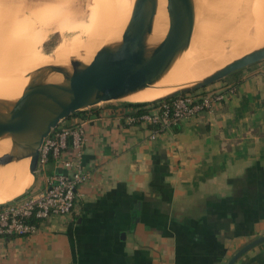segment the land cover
Instances as JSON below:
<instances>
[{"label":"crops","instance_id":"1","mask_svg":"<svg viewBox=\"0 0 264 264\" xmlns=\"http://www.w3.org/2000/svg\"><path fill=\"white\" fill-rule=\"evenodd\" d=\"M224 85L235 94L153 139L124 106L63 121L84 124L88 180L68 216L0 238V264H226L264 236V61L204 91ZM60 172L49 162L38 191ZM234 264H264V243Z\"/></svg>","mask_w":264,"mask_h":264},{"label":"water","instance_id":"2","mask_svg":"<svg viewBox=\"0 0 264 264\" xmlns=\"http://www.w3.org/2000/svg\"><path fill=\"white\" fill-rule=\"evenodd\" d=\"M155 9L156 0H137L119 45L100 48L89 64L71 62V73L58 66L37 70L16 102L0 100V137L9 136L12 142L23 143L31 156L29 172L33 176L38 173V156L44 139L61 122L154 84L174 58L188 47L194 28V0H167V33L155 48L146 51L145 38L151 32ZM262 61L264 45L192 85L152 102L195 93ZM46 74H58L63 79L55 83L40 81ZM7 160L0 163L4 164ZM262 243L264 236L252 240L226 264H234Z\"/></svg>","mask_w":264,"mask_h":264},{"label":"rangeland","instance_id":"3","mask_svg":"<svg viewBox=\"0 0 264 264\" xmlns=\"http://www.w3.org/2000/svg\"><path fill=\"white\" fill-rule=\"evenodd\" d=\"M50 1L51 0H0V23L5 24L4 17H8L6 19L9 22L27 19L28 28L26 31H24L27 35L26 42L30 43L35 48V55L30 56L31 60H29L26 65L19 63L20 55L18 50L21 49V47H15L20 46L21 42L15 40L14 43L17 45L11 46V49H16V52H14L10 57L3 54V48H0V63H7L0 67V93L15 95L22 94L30 79L34 78L37 69L40 70L39 66L34 69V66L30 65L29 63L38 61L41 67L45 65L46 67L53 65L55 62L53 59H56V52L58 50L66 49L69 51V48L72 47V39L77 37L75 35H78V39H76L77 42H75L77 43L76 47L78 48L70 55L71 58L77 59L79 57H84L87 53L85 46L87 41L90 39L87 27V19L86 27L82 33L72 30L60 31V33L58 30L52 29L46 31L41 25L43 20L49 19H52L51 22L56 20L58 21L60 18L61 21H66L65 14H67V12H64V15L62 14L64 19H62L58 13L53 14L51 11L43 14L37 12L35 7L40 3L43 5L46 4L45 7H48L49 5L53 4L52 2H55L53 6L56 5L59 7V11L62 10L64 6H69V0L67 2H64L65 0H52L51 3ZM78 1H82L83 4L81 15L77 19V23L79 24L85 20L83 16L85 0ZM162 2L164 5L159 15L158 44L164 39L169 27L167 1L162 0ZM79 18L81 21H78ZM1 39L2 36H0V42ZM207 44H209V46H207ZM263 45L264 0H194V28L188 47L174 58L170 66L165 70L158 81L143 88V91L149 87L150 89L157 90L160 88V85H169L170 87L167 90H164L159 94V96H164L169 92L177 90L183 86L197 81L200 78H203L214 70L230 63L232 60L239 58ZM212 48L220 54L222 61L220 58V60L217 58V54V57L214 55L213 57L215 59H211L210 62L213 63L212 60L215 61L217 59L219 60V64H217L218 62H214L217 65H211L210 63L204 65L201 64L202 68L196 67L198 66V63H201L199 60L201 57H199L197 60V56H199V54L202 55L205 50H213ZM80 49L81 51H79ZM199 50L203 53L201 54ZM70 51H72V48ZM203 55L202 57L204 58ZM25 58H29V55H26ZM203 58H201V60H203ZM191 59H196L198 63H196V60H193V62ZM188 62L189 65L187 64ZM61 77L58 74H47L43 76L40 81L53 83L63 79ZM207 88H211V86ZM204 90L205 88L200 89L195 93L198 94ZM102 104L125 106L128 103H126L125 100H118ZM19 172L20 170L15 167L14 174L18 179ZM33 178L32 186L29 187L26 193H24L18 201H22L25 198L24 196L36 193L40 188L43 175L37 173L35 176H33ZM25 187L26 190L27 186Z\"/></svg>","mask_w":264,"mask_h":264},{"label":"bare ground","instance_id":"4","mask_svg":"<svg viewBox=\"0 0 264 264\" xmlns=\"http://www.w3.org/2000/svg\"><path fill=\"white\" fill-rule=\"evenodd\" d=\"M52 1V0H51ZM50 1V3H51ZM56 1V0H53ZM68 0H65L64 2H67ZM167 1V0H165ZM58 2V1H57ZM60 2V1H59ZM69 6L63 7L62 10H58L59 7L55 4V2H52V5H49L48 7H45L42 3L39 5H36L35 9L37 10L38 13L43 14L47 13L48 11H51L53 14L58 13L62 19L63 13L67 12L65 14L66 21L62 20L61 18L57 21H52V19L49 20H43L41 22V25L44 27V29L47 30H58L59 33L60 31H79L80 33L84 32V29L86 27V19H87V27H88V33H89V40L87 41V44L85 46V50L87 49V53L85 54L84 57H79L77 59L71 58V54L78 48L76 47L75 42H77L76 39H78V35L76 38L72 39V51L71 48L70 50H58L56 52V59L54 64L51 66H58L61 67L65 72L71 73L72 68L70 63L71 62H80L81 64H89L91 60L93 59L94 55L96 52L102 48V47H115L120 44L121 42V37L123 34V31L131 17L132 10L134 8L135 3L137 0H85L84 4V22H80L79 24L77 23L78 17L81 15L82 11V1L78 0H70ZM84 2V1H83ZM49 3V2H47ZM58 4V3H56ZM64 4V3H63ZM67 4V3H66ZM60 5V4H58ZM62 5V3H61ZM164 3L162 0H156V9H155V14L153 17V22H152V29L151 32L146 36L145 38V49L146 51H151L153 48H155L158 45V27H159V15L161 12V9L163 7ZM57 8H56V7ZM63 6V5H62ZM41 10V11H40ZM90 12V14H89ZM12 14V13H11ZM63 14V15H62ZM89 14V16H88ZM67 15V16H66ZM10 16V15H9ZM88 16V18H87ZM8 18V17H6ZM4 17V22L5 24L0 23V36H2L1 42H0V48L2 47V53L7 55L8 57L12 56L14 52H16V49H11V46L17 45L15 40L18 42H21L20 46H15L17 48H20L18 50L20 59L19 63L26 65L29 60H31L30 56L35 55V48L30 44L26 42L27 35L24 31L28 28L27 26V19H22L20 20H15V21H7ZM11 20V19H9ZM54 20V19H53ZM50 21V22H49ZM64 21V23H63ZM78 21H81L80 18ZM68 22V23H67ZM77 34V33H76ZM91 35V36H90ZM86 43V42H84ZM79 45V44H78ZM80 46V45H79ZM206 46V45H205ZM209 46V44H207ZM203 47V46H202ZM211 47V46H210ZM201 49V48H200ZM206 49V48H205ZM213 49V48H212ZM81 51V49L79 50ZM78 51V52H79ZM201 54L203 52L199 50ZM81 53V52H80ZM83 54V53H82ZM199 54V53H198ZM204 54V55H203ZM202 55L199 54L197 56V60L199 59L201 63L199 64L196 59H193L194 61L196 60V63H198V66L196 67H201V64H210L211 59H215L213 56L217 57L218 54V59L220 58L222 61V57H220V54L217 53L214 49L213 50H205V52ZM26 55H29V58H25ZM213 57V58H211ZM219 59V60H220ZM192 60V59H191ZM192 60V61H193ZM217 60V59H216ZM213 61L211 65L219 64V60ZM193 61V62H194ZM220 61V62H221ZM203 62V63H202ZM214 62H218L217 64ZM7 64L6 62H1L0 67ZM30 65L34 66V69L36 67L44 68L45 66L40 65L38 61H33L32 63H29ZM189 65V62L187 63ZM191 64V63H190ZM200 65V66H199ZM227 65V64H226ZM206 66V65H205ZM208 66V65H207ZM225 66V65H224ZM224 66L220 67L223 68ZM188 67V66H187ZM194 67V66H193ZM205 68V67H204ZM203 68V69H204ZM218 68V69H220ZM216 69V70H218ZM38 70V69H37ZM201 70V69H200ZM214 70V71H216ZM198 71V70H197ZM213 71V72H214ZM211 72L210 74H212ZM208 74V75H210ZM47 75V74H46ZM206 75V76H208ZM45 76V75H44ZM204 76V77H206ZM61 77V76H60ZM203 77V78H204ZM202 78L198 79L197 81L201 80ZM58 82V81H56ZM196 82V81H195ZM193 82V83H195ZM55 83V82H53ZM193 83H190L186 86H183L181 88L187 87L192 85ZM170 86L169 85H160V88L157 90L147 88L145 91L139 90L134 93H131L122 99L118 100H125L126 103L128 104H142V103H148L152 102L154 100H157L159 98H162L166 96L167 93L164 96H159V94L167 90ZM179 88V89H181ZM178 90V89H177ZM176 91V90H174ZM172 91V92H174ZM137 93V94H136ZM22 94L20 95H15V94H2L0 93V100L3 101H8V102H16ZM153 99V100H151ZM116 100V101H118ZM7 160L4 164L0 163V203H4L7 201L15 198H19L23 192L25 191V186L27 188L31 187L33 184V175L29 172V164L31 160V156L28 154V152L24 149V145L21 141H18L17 143L12 142L9 136H1L0 137V161ZM15 167L20 170L19 172V179L15 176ZM8 203V202H7ZM2 205V204H0Z\"/></svg>","mask_w":264,"mask_h":264},{"label":"built area","instance_id":"5","mask_svg":"<svg viewBox=\"0 0 264 264\" xmlns=\"http://www.w3.org/2000/svg\"><path fill=\"white\" fill-rule=\"evenodd\" d=\"M235 94V87L224 85L219 89L198 94H185L160 104L138 120L128 115L127 124H139L149 129L151 138L169 131L183 121L196 118L216 104ZM85 143L84 124L62 122L44 139L38 156V172L49 162L63 172L48 176L42 189L34 194L0 205V238L29 237L37 232L38 223L52 217L68 216L75 206L78 189L88 180L82 166Z\"/></svg>","mask_w":264,"mask_h":264},{"label":"trees","instance_id":"6","mask_svg":"<svg viewBox=\"0 0 264 264\" xmlns=\"http://www.w3.org/2000/svg\"><path fill=\"white\" fill-rule=\"evenodd\" d=\"M169 100H161L158 102H152V103H144V104H135V105H125L124 107L131 110L132 112H130L128 115L134 117L136 120H138V118L140 116H143L145 114L150 113L151 110L157 108L160 104L162 103H166ZM127 115V116H128ZM136 124H139V121H137ZM178 125L173 126L171 129H175ZM155 129V127H148V129Z\"/></svg>","mask_w":264,"mask_h":264}]
</instances>
